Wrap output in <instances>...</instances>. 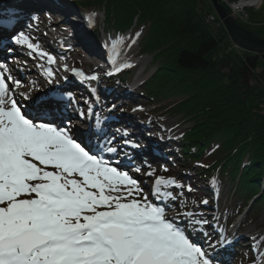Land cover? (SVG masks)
<instances>
[{
	"label": "snow or ice",
	"instance_id": "obj_1",
	"mask_svg": "<svg viewBox=\"0 0 264 264\" xmlns=\"http://www.w3.org/2000/svg\"><path fill=\"white\" fill-rule=\"evenodd\" d=\"M14 20L13 13H0V28L14 26ZM9 43V53L23 46L48 65L56 63L22 31ZM131 66L123 63L114 72ZM71 72L82 83L99 78L75 68ZM45 74L52 83L50 67ZM24 87L0 62V264H222L191 238L194 225L211 227L208 219H194V211L167 215L164 201L177 196L162 189L184 185L157 176L146 192L142 181L122 170V160L105 158L103 153L118 154L114 140L93 148L89 132L77 142L72 128L62 124L60 102L34 98V90L21 91ZM92 113L89 105L87 114ZM127 135H121L125 143ZM154 172L145 175L151 178ZM187 191L194 189L188 185ZM216 240L208 247L226 250L231 243L219 234Z\"/></svg>",
	"mask_w": 264,
	"mask_h": 264
},
{
	"label": "trees",
	"instance_id": "obj_2",
	"mask_svg": "<svg viewBox=\"0 0 264 264\" xmlns=\"http://www.w3.org/2000/svg\"><path fill=\"white\" fill-rule=\"evenodd\" d=\"M72 4L102 13L103 29L107 26L119 39L137 37L138 55L150 56L154 68L134 94L188 123L169 148L175 156L166 153V157L175 165L173 157L185 166L199 164L195 176L211 178L231 161L232 173L225 175L230 178V220L242 213L259 194L264 173V68L251 71L235 51L207 57L228 38L217 19L205 21L210 0H74ZM132 78L133 71L125 68L105 81L104 92L108 90L112 98ZM262 203L264 189L250 205L247 221L256 217ZM263 253L264 236L256 250H246L244 263L257 264Z\"/></svg>",
	"mask_w": 264,
	"mask_h": 264
},
{
	"label": "rangeland",
	"instance_id": "obj_3",
	"mask_svg": "<svg viewBox=\"0 0 264 264\" xmlns=\"http://www.w3.org/2000/svg\"><path fill=\"white\" fill-rule=\"evenodd\" d=\"M56 1H57V6L59 8L58 10H62L63 12H66L65 10H67L66 12L67 15H71L68 13L73 14L71 17L67 15H63L65 17H63L62 20L67 21L69 23L70 21L75 22V23L76 21L79 23L82 22L83 18L80 17L81 9L79 10L78 6L73 5L72 0H56ZM1 3H2V0H0V4ZM4 9H5L4 12H9L10 10V9H7L6 6H4ZM208 10L210 13L217 15L212 6H209ZM250 10L252 12H251V15L248 21L242 22V24L246 29L252 31L258 37L264 38V0L261 2V4L258 7L252 8ZM43 11H46V10H43ZM90 12L93 13V14H90L92 18L95 19V16H96L95 23L94 22L88 23V21H85L84 23L88 26L87 29H83L85 27L80 25L81 26L80 28H82L81 30L85 31V34H84V38H81L78 40L79 43L81 42L90 43L91 44L90 48L95 49L93 51H97L96 52L97 55L94 56L95 58L91 59L92 63L89 64L88 66H93L94 64H101V65H105L106 67L110 68V66H107L105 63L107 62V59H102V56H104L105 50H107L108 48L107 44L112 45L114 42L115 49L121 50V53L119 57L117 58V61L115 59L116 61L115 65L119 67L123 63L131 64L132 66L130 68L133 71V76H134L132 78L133 79L132 82L128 83L124 88L120 89V92H118V95L126 96L128 98L127 100L125 101L118 100L114 102L113 105L110 104L109 106L103 107V102H101V98L98 97L97 100L94 99L96 101L95 103H96L97 108L93 113L96 116H98L96 119L100 118L99 122H101L102 127L105 126V129H106L105 132L107 133L109 139L111 140L113 139L120 140L119 136L122 135V132L117 133L115 130L117 129L120 130L121 128H125V126L128 124L127 122L128 120H130L131 118L135 119L137 117L140 118L139 123L137 122L140 125V128L135 130L137 136L135 134L134 139L138 138L140 142H144L145 140H147L148 139L147 137L158 135V133L161 131L163 132V130L166 131L165 136L161 137L159 140L156 139V142H159V147H158L159 150L157 152L156 151L157 148L154 147L155 148L154 153L155 154L157 153L158 155L156 156L151 155L149 153L151 152V149H147L145 154L140 155V157L137 156V159H132V161L136 163L137 166L139 165L141 166L142 164H144V166L145 164L147 165L148 168L143 169L141 171L143 172V175H145V173L150 170H155L154 175L151 178L147 176L145 177L142 176L139 178L138 176L139 181H142V187L144 188L146 192H150L151 186L153 185L154 180L157 176H163L165 178H172V179H175L178 183H183L188 180H193V176L191 175H193L195 171H198L197 165H194V166L192 165V167H189V168L185 166L175 167L171 162H169L163 157L164 151L166 150L168 152L172 151L171 149H169L173 147L171 143H173V140L187 129L188 123L183 121V117H181L180 115L171 116L165 112V109L163 108L157 109L156 106L154 107V105H156V102L150 103L146 100L147 98L141 97V95L133 93L135 92L136 86L140 84V81L146 79L150 75V73L153 71L154 67H153V64H151L150 56L138 55L137 53L138 43L136 40L137 38L133 39V37H130L129 35H127L126 37L119 39L116 37L113 31L107 28V26L105 28V32L103 33L104 18L102 17V13H98V11L97 12L90 11ZM209 12L205 14L206 22H207V17L211 15ZM37 16H39L38 12H30L28 16L24 18L26 20V24L23 28V30L26 31L24 34L28 36L30 35L29 37L32 40V42L34 40L33 38L37 37L36 33L35 32L33 33V30H36V27H39L42 29L43 26L45 25L44 23L41 24L37 21L36 19ZM74 17L77 18L76 21L72 20ZM51 21L54 24L55 28H57L58 30H60V28L64 24L62 22H58V19L55 20V18L54 20H51ZM17 27L21 28L22 22ZM93 28H95L94 32L93 30H91ZM106 31H108L109 33H107ZM27 32L29 33L27 34ZM45 34L47 36L49 35L46 31L43 33V35L45 36ZM43 35L40 34V36H43ZM225 41H227L226 45H224L223 47L218 46L217 48L213 49L207 54V57L214 58L217 54H220L224 50L225 51H235L237 54L241 56V58L245 61L247 67L251 71L255 72V71H259L264 68V60L260 57L257 59L255 67H252V63L248 62V56L253 55L255 53L245 50L244 48L239 46L237 43H235L233 40H231L229 36L228 38H226ZM65 56L70 61H73L75 59L80 60V61L84 60V62H78V63L68 61L67 63L69 64V66H71L73 63V65L69 68V70L77 66L81 67V65H84L87 63V59L81 55L80 50L78 49L77 50L74 49V51L67 52ZM69 66L67 65V67ZM123 69L121 71H123ZM107 73L108 72L103 73L102 77L104 79L101 77V79L97 83H92L93 86H97L98 91L99 89L102 90L105 87L104 83L106 81V77H109ZM113 73H115L114 70H113ZM261 84H262V87H264V81ZM49 88L50 89L54 88L53 84L49 85ZM32 89L33 90L35 89L34 91L41 92L44 90V87L42 85H36ZM89 90L91 89L87 87L85 83L83 82L81 93H83L85 97L81 98L82 101L84 102L93 101L91 91L92 93H94L95 89L91 91ZM132 95L135 97L134 99L132 98ZM113 106H115L114 107L116 109L115 111H113L114 109ZM152 109H154V111H151ZM90 116L91 115H89V117ZM104 119H106V122L103 121ZM111 119H114V121H111ZM109 120L111 121L110 123L108 122ZM96 124H97V121L93 123V127L97 129L98 127L96 126ZM149 128H151V130ZM94 135L97 136L98 138L97 133ZM151 143H154V142H151ZM123 145L124 144H122L121 146ZM115 147H119V145L117 144ZM126 152L128 151L126 148H124L123 150H120L118 154L123 155V157L128 155V157L130 158L131 152L130 151L129 153H126ZM141 158L142 159L144 158V159L141 160ZM177 162L181 164L180 161H177ZM231 170H232V162L230 161L228 162L227 165L224 166L223 171L219 172V177L222 179L227 174L231 175L232 173ZM194 181H196V178L194 179ZM207 183H208L207 180L199 182V184L202 186L203 185L207 186ZM229 184H230V179L228 176H226L225 180L223 181V187L219 185V188L217 189V193L214 194L215 196L210 195L209 197V198L211 197L214 198L220 213H221V208L222 209L224 208L223 206L224 204H226V199L229 196L228 194V186H230ZM213 187L215 191L218 185L215 184V186L213 185ZM162 191H171L173 195L177 196V200L174 202L169 201V200L164 201V203L168 205V208L166 209V211H167V215L170 218L178 214L180 215V213H182L181 212L182 208L186 207L188 209L187 212L194 211V213H196V211H198L200 216H204V219H208L210 221L211 227H207L203 225H194L195 232L193 233L196 234V232H198V229L202 230V232L198 235V237L200 238V242L198 244H203L204 248L207 251L209 252L211 251V254L214 250H217L218 247L214 249L209 248L208 242L210 241L212 244H216L217 242L216 237H215L216 232L214 234L213 229L214 230L216 229V226H218V223H220V221H217L218 218H216L215 219L216 221H215L214 216L212 215L208 216L206 214L208 211H210V209L208 210L207 208L209 207L201 205L203 196L197 193L193 195L186 194L183 192V189H175V188L162 189ZM205 198L208 200V197L205 196ZM150 199H154V198L150 196ZM181 201H183V204L181 203ZM155 202L158 203L160 201H155ZM211 212H212L211 214H213V211ZM224 215L225 214H223V216ZM200 216L195 215L194 219L201 218ZM220 225H219L220 229L218 231V234L222 237H227L229 241H232L231 240L232 238L229 233H231L230 231L233 226H236L235 227V230H236L238 225L231 223V225L228 228L227 227L225 228L224 225H221V226ZM263 234H264V203L260 204V208L258 212L256 213V217L253 220H248L247 222H243L237 229L236 237L242 236V239H240V241L238 242L239 243L238 249L234 251L235 252L234 255L232 256L229 255L227 257L228 264H241L245 259V252H246L247 247L254 249L256 246V242L258 241V239H261ZM219 248H222V247H219ZM227 250H229V248ZM219 255H221V253Z\"/></svg>",
	"mask_w": 264,
	"mask_h": 264
},
{
	"label": "bare ground",
	"instance_id": "obj_4",
	"mask_svg": "<svg viewBox=\"0 0 264 264\" xmlns=\"http://www.w3.org/2000/svg\"><path fill=\"white\" fill-rule=\"evenodd\" d=\"M219 2L222 5H224L223 4L224 3L223 0H219ZM55 3H56V5H55ZM0 6H2V7L6 6L7 9H10L9 12L13 13L14 14V17H15L14 26H11L10 28L9 27H7V28H0V41L1 40L4 41L5 42V45L9 41L8 36L10 34H14L15 33L16 27L19 26L21 24V22H23L24 18H26L30 12H38V14H39V16L41 18L40 19L41 20L40 23L41 24L42 23H45L47 30L48 31H52V33H51L52 38L54 37V39L56 38L59 42H61L60 38L59 37H55V34H54V32H57L58 33L59 30L57 28H55L54 24L51 21V20H54V18H55V20H57L59 17H55L56 15H54V13H52V12H61L64 15H67V13H66L67 10H65L66 12H63L62 10H58L59 8L57 6V1L56 0H2V4ZM43 10H46V11H43ZM98 13H100V12L98 11ZM68 14H71V15H67L69 17H71L73 15L72 13H68ZM61 19H62V17L60 18V21H61ZM88 19H89V22H91V17L90 16H88ZM71 24L75 27L74 30H76L80 34H84L85 31H82L81 30L82 28H80L81 27L80 26V23H78L76 21V24L73 23V22H71ZM66 28H69V26H67ZM83 29H86V28H83ZM43 30H44L43 28L41 29L39 27H36V30H34V31L37 32V33L40 32L43 35V32H42ZM135 38H137V37H133V39H135ZM43 40L50 41L51 38H50V36L45 35ZM136 40H138V39H136ZM74 42H76V38H75L74 41L70 40L69 41V44L70 45H74ZM65 43H66V41H64V44ZM5 45H0V52L1 53L7 52L5 50V48H6ZM90 45L91 44L89 43V46ZM107 46H109L111 48H115V46L113 47V44L112 45L107 44ZM76 48L77 47H74L73 48V51ZM68 50H70V49H68ZM93 50H95V49H89V48L85 47L84 50L83 49L80 50V53H81V55L84 58L93 59V58H95L94 56L97 55V53H96L97 51H93ZM113 52H114V55H117L119 57L120 52L117 49H114ZM24 55H26V54L23 53V52H18L17 53V57H16L17 58V61H21L22 56H24ZM98 55H99V53H98ZM66 60L67 61L64 60V64L65 65H67V62L68 61H70L68 58H66ZM73 61H76L77 62L78 60L75 59ZM73 61H70V62H73ZM43 63L46 65L45 60H43ZM45 65H42V64L41 65H38V64H35L34 62L33 63L31 62L29 65H27L26 63H21V62L17 63L18 72L19 73H22V74H24L26 72H29V73L32 74V76H36V77H40L41 76V78H44L45 75H46L45 74V70L47 68H49V67L50 68L53 67V71L55 73L54 76H55V78H57V76H58L59 77V81H60V78H61V81H60L61 83L66 80V78H65L66 75L68 77H72L71 72L69 70V67H68V70L69 71H65L64 70V66L65 65H61L60 63H55V64H53V66L52 65H48V64L46 66ZM83 71L86 72L85 73L86 75H92V74H95L96 75V73L98 75H101V74H103L105 72V68L101 64H94L93 66H87L86 65V67H85V69ZM57 80H58V78H57ZM57 80H55V82H57ZM21 81H23L22 83L25 85V88L26 89H32V88H34V86H36L35 83H31L30 80H28L27 78L25 80L23 78V79H21ZM88 82H90V81H88ZM93 83H95V82H93ZM90 86L94 87L92 84ZM42 96H45V94H42L41 96L40 95H34L33 97L35 98V97H42ZM125 99L127 100L128 98H125ZM115 110L116 109L114 108L113 111H115ZM85 114H87V111L85 112ZM169 115H171V114H169ZM91 116L93 117V119L86 121V123H87V125L85 127L86 128L85 129L86 135L89 132H96L98 135L102 134V137H103L105 135V133H106L105 132L106 131L105 126L102 127L101 122H99V123L96 124V126L99 127V128H97V129L94 128L93 127V123H95L96 121H100V118L99 119H96L98 116H96L94 113H92ZM171 116H173V115H171ZM77 122H79V121H77ZM75 124L77 126V123H75ZM84 124H85V122H84ZM149 129L151 130V128H149ZM78 134L81 135L80 132H78ZM165 135H166V131L163 130V132L162 131L159 132L158 135H156V136L153 135L152 138H151V141L152 142H155L156 139L159 140L161 137H163ZM120 137L121 136H119V138ZM148 140H149V138H148ZM116 141H117L116 143H118V145H119V147H117L119 149V151L120 150H123L124 148L130 149V146H126V145L121 146L122 145L121 142L123 141V139H120V140L117 139ZM95 142H96L95 141V135L93 134L92 135V138H91V143H95ZM114 143H112V144H114ZM111 146L114 147V145H111ZM156 146H157V150L156 151L158 152V150H159L158 149L159 142H156ZM154 147L155 146H152L150 148L152 152L155 151V148ZM111 158H112L113 161H115L117 159L122 160L123 161V164H127L126 166L133 165L132 163H134V162H131V160L128 158V156H124L123 157V155H119V154H116V155H114ZM131 167L129 168V170H131V169L134 168V166H133V168H131ZM146 168H148V167L145 166L144 169H146ZM135 174L138 175V176L140 175V177H142V176L144 177V175H143L142 172L135 173ZM235 227L236 226L232 227V229H231V233H233V235H235L237 233V231H234ZM236 230H237V228H236Z\"/></svg>",
	"mask_w": 264,
	"mask_h": 264
},
{
	"label": "water",
	"instance_id": "obj_5",
	"mask_svg": "<svg viewBox=\"0 0 264 264\" xmlns=\"http://www.w3.org/2000/svg\"><path fill=\"white\" fill-rule=\"evenodd\" d=\"M210 2L230 39L245 50L255 53L248 56V62L252 63V67H255L259 57L264 60V38L258 37L252 31L237 23L219 0H210Z\"/></svg>",
	"mask_w": 264,
	"mask_h": 264
},
{
	"label": "built area",
	"instance_id": "obj_6",
	"mask_svg": "<svg viewBox=\"0 0 264 264\" xmlns=\"http://www.w3.org/2000/svg\"><path fill=\"white\" fill-rule=\"evenodd\" d=\"M228 6L231 15L240 22L248 21V11L258 7L263 0H223ZM214 19L210 15L207 17V22H212Z\"/></svg>",
	"mask_w": 264,
	"mask_h": 264
}]
</instances>
